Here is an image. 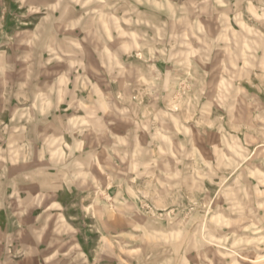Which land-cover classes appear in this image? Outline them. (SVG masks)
I'll use <instances>...</instances> for the list:
<instances>
[{
    "label": "rangeland",
    "instance_id": "1",
    "mask_svg": "<svg viewBox=\"0 0 264 264\" xmlns=\"http://www.w3.org/2000/svg\"><path fill=\"white\" fill-rule=\"evenodd\" d=\"M0 264H264V0H0Z\"/></svg>",
    "mask_w": 264,
    "mask_h": 264
}]
</instances>
